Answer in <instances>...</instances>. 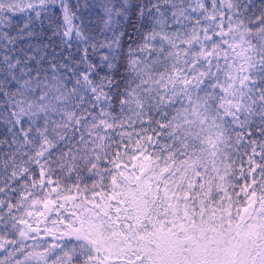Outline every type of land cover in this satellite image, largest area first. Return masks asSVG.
<instances>
[{"label":"snow or ice","instance_id":"snow-or-ice-1","mask_svg":"<svg viewBox=\"0 0 264 264\" xmlns=\"http://www.w3.org/2000/svg\"><path fill=\"white\" fill-rule=\"evenodd\" d=\"M0 264H264V0H0Z\"/></svg>","mask_w":264,"mask_h":264},{"label":"trees","instance_id":"trees-1","mask_svg":"<svg viewBox=\"0 0 264 264\" xmlns=\"http://www.w3.org/2000/svg\"><path fill=\"white\" fill-rule=\"evenodd\" d=\"M76 2H77V0H70V3L73 4V5H75ZM80 2H81V4H83L85 2V0H80ZM88 2H91V0H88ZM82 14H84L85 16L87 15L86 13H83V10H82ZM17 19H18V22L23 23L22 18H19L18 17ZM76 22L79 23V21H76ZM52 43L53 44H58L59 43V40L58 39H54Z\"/></svg>","mask_w":264,"mask_h":264}]
</instances>
